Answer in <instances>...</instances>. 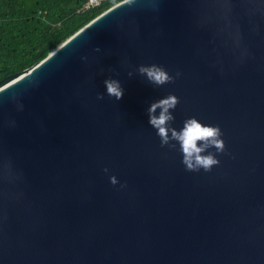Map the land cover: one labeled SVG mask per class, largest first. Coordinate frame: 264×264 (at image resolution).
I'll list each match as a JSON object with an SVG mask.
<instances>
[{"label": "water", "instance_id": "obj_1", "mask_svg": "<svg viewBox=\"0 0 264 264\" xmlns=\"http://www.w3.org/2000/svg\"><path fill=\"white\" fill-rule=\"evenodd\" d=\"M193 118L208 171L172 139ZM0 264H264V0H124L0 81Z\"/></svg>", "mask_w": 264, "mask_h": 264}, {"label": "trees", "instance_id": "obj_2", "mask_svg": "<svg viewBox=\"0 0 264 264\" xmlns=\"http://www.w3.org/2000/svg\"><path fill=\"white\" fill-rule=\"evenodd\" d=\"M124 0H0V81L32 67L101 13Z\"/></svg>", "mask_w": 264, "mask_h": 264}, {"label": "clouds", "instance_id": "obj_3", "mask_svg": "<svg viewBox=\"0 0 264 264\" xmlns=\"http://www.w3.org/2000/svg\"><path fill=\"white\" fill-rule=\"evenodd\" d=\"M139 71L147 76L150 82L156 85H162L168 81L169 77L166 72L158 67L145 68L141 67ZM106 94L120 100L123 96V88L119 81L107 79L104 81ZM102 98V97H101ZM177 99L174 96L157 102L149 108V124L157 131V135L161 138V143H168L169 128L166 127V122L173 119L169 113V109L174 108L177 104ZM160 108L159 116L154 115L156 108ZM172 139L180 144L183 154L182 163L186 170L204 169L208 171L218 161L212 155H202L205 148L209 145L214 146L217 150L223 149V141L220 139V130L216 127L202 125L196 119H189L185 122L184 128L177 133L171 130ZM201 144L203 146H198Z\"/></svg>", "mask_w": 264, "mask_h": 264}, {"label": "built area", "instance_id": "obj_4", "mask_svg": "<svg viewBox=\"0 0 264 264\" xmlns=\"http://www.w3.org/2000/svg\"><path fill=\"white\" fill-rule=\"evenodd\" d=\"M102 1L104 0H89V2L86 5V9L90 8V7H96L98 6Z\"/></svg>", "mask_w": 264, "mask_h": 264}]
</instances>
